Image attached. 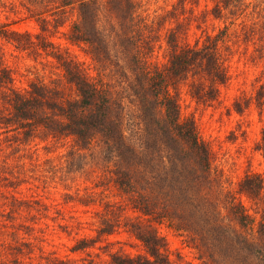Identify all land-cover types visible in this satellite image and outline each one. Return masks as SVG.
I'll return each mask as SVG.
<instances>
[{
  "label": "trees",
  "instance_id": "obj_1",
  "mask_svg": "<svg viewBox=\"0 0 264 264\" xmlns=\"http://www.w3.org/2000/svg\"><path fill=\"white\" fill-rule=\"evenodd\" d=\"M44 1L24 2L40 5ZM185 2L180 0V6ZM48 3L63 14L69 8L76 11L77 20L71 25L67 40L91 59L95 74H89L68 52L48 40L37 36L36 43L29 35L0 24V37L17 50L36 47L54 59L69 88L66 94L58 86L35 81L25 91L12 89V75L0 61V93L8 107L0 112V127L15 130L14 143L72 139L74 150L81 153L80 161L86 157L82 152L99 149L107 182L136 214L125 219L124 230L145 251L136 257L112 252L110 264H175L159 226L185 237L197 250L202 264H264V218L258 221L239 198L245 195L255 204L264 203V176L247 175L237 193L225 191L222 176L213 167L209 144L201 138L195 120L182 117L178 99L177 86L196 76L203 80H194L190 85L197 101L218 97L219 87L228 78L223 47L229 26L214 35L207 33L202 42L189 45L182 41L186 30L179 29V33V23L168 32V62L160 67L150 62L158 41L153 34L156 28L141 19L136 0ZM103 11L110 30L100 25ZM210 14L217 20L231 19L233 25L241 19V32L264 35V0H218ZM116 50L123 54L126 68L113 53ZM112 62L124 70L125 78L116 89L101 78ZM127 98L137 107V142L125 133L123 102ZM235 108L238 113L243 112L238 102ZM260 150L264 156V128ZM88 156L93 157V153ZM81 165L79 162L77 169ZM73 168L72 165L70 169ZM34 204L40 206L38 202ZM22 205L33 209L28 202ZM41 210L40 206L37 211ZM113 215L102 218L97 236L79 240L73 251L86 250L102 237L115 234L121 223L120 216ZM20 245L18 253L24 247L28 253L32 250L31 243L21 241Z\"/></svg>",
  "mask_w": 264,
  "mask_h": 264
},
{
  "label": "rangeland",
  "instance_id": "obj_2",
  "mask_svg": "<svg viewBox=\"0 0 264 264\" xmlns=\"http://www.w3.org/2000/svg\"><path fill=\"white\" fill-rule=\"evenodd\" d=\"M24 1L27 2L0 0V24L29 35L33 42H39L37 36L48 40L94 75L91 59L67 40L69 29L77 20L76 11L69 8L63 14L48 3L50 0L36 3L40 5H26ZM136 1L141 19L156 28L153 34L156 33L158 41L150 62L160 67L168 62L165 42L168 32L179 23L182 25L178 26V32L186 30L182 41L189 45L202 42L207 33L214 35L229 26L223 47L228 78L219 87L218 97L212 101H197L193 97L190 85L194 80L203 81L200 76L189 77L177 86V91L181 115L195 120L201 138L209 144L213 167L222 176L224 190L237 193L247 175L264 176V156L260 150L264 128V35L241 32V19L234 25L231 19H214L210 11L218 0H186L181 6L180 0ZM107 20V13L101 12L100 25L110 30ZM113 53L117 54L122 68H126L123 54L117 50ZM0 61L12 75V89L25 91L32 82L40 81L58 86L66 94L69 90L59 64L40 48L20 51L0 37ZM122 68L109 63L101 78L116 89L125 78ZM236 102L242 113L237 112ZM123 104L125 133L137 142L140 132L137 107L129 98ZM7 109L0 93V112ZM14 134L12 128L0 127V264H86L88 261L110 264L112 252L132 257L145 254L142 244L124 230L125 219L136 214L107 182L97 147L82 152L86 157L80 161L81 153L74 150L72 139H32L22 144L14 143ZM90 153L93 157L88 156ZM79 162L81 169H77ZM72 165L74 168L70 169ZM239 198L258 221L264 218L263 202L255 204L245 195ZM25 202L33 209L25 208L22 205ZM35 202L40 204V212ZM109 214L120 216L117 232L102 237L86 250L73 251L79 240L97 236L102 218ZM158 229L175 264H202L197 250L185 237L165 226ZM21 241L32 244L30 253L26 247L18 253Z\"/></svg>",
  "mask_w": 264,
  "mask_h": 264
}]
</instances>
